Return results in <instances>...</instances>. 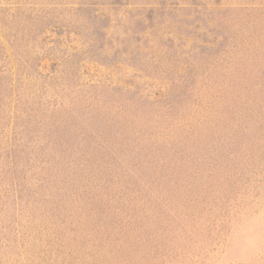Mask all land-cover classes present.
Segmentation results:
<instances>
[{"label": "rangeland", "instance_id": "374dc122", "mask_svg": "<svg viewBox=\"0 0 264 264\" xmlns=\"http://www.w3.org/2000/svg\"><path fill=\"white\" fill-rule=\"evenodd\" d=\"M0 77V264H264V0H0Z\"/></svg>", "mask_w": 264, "mask_h": 264}, {"label": "trees", "instance_id": "16d2710c", "mask_svg": "<svg viewBox=\"0 0 264 264\" xmlns=\"http://www.w3.org/2000/svg\"><path fill=\"white\" fill-rule=\"evenodd\" d=\"M18 80V82H19V80L20 79H17ZM3 77H0V87H3L2 85H3ZM8 85L9 84H7V86H5V87H8ZM10 86V85H9ZM19 86H17V88H18ZM10 89H11V87H10ZM10 89H8V88H5V91H2L1 89H0V124H1V122H2V120L4 119V117H5V109L7 108V106H9L10 107V103L12 102V100L13 99H15L16 100V105H15V108H16V111H17V118H19L21 115H23L24 117H25V119L27 120V121H30L31 119H37V113L35 112V111H33L34 110V108L33 107H31L29 110H27L26 109V106H22L21 105V102H20V100H21V94L20 93H18L17 92V94H16V97H13V94H12V91L10 92ZM16 90V89H15ZM17 91V90H16ZM8 109V108H7ZM17 123L18 122H16V125H17ZM27 131L28 132H30V129H27ZM15 132V131H14ZM15 135V134H14ZM17 136V135H16ZM17 154V153H16ZM16 154H14L13 156V160L11 161L13 164L12 165H14V166H16V164H17V158H18V154L16 155ZM9 155H7V157H8ZM7 163H9V161H7ZM14 168V167H13ZM15 169H16V167L14 168V169H12L11 170V168L10 169H7L6 171L3 169V171L5 172V174H3L2 173V175H1V181H4L3 179L5 178V177H7V175H8V173L10 172V179H13V178H16V180H17V175H16V177H15ZM12 171V172H11ZM14 174V175H13ZM19 183V181L17 180V184ZM12 184H13V182H12ZM4 189H1V191H3ZM6 191V190H5ZM6 194V193H5Z\"/></svg>", "mask_w": 264, "mask_h": 264}]
</instances>
